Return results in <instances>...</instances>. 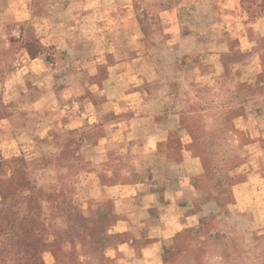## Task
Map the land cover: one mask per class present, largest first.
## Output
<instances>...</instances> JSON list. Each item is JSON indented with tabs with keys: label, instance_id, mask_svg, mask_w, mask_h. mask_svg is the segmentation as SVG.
<instances>
[{
	"label": "crops",
	"instance_id": "obj_1",
	"mask_svg": "<svg viewBox=\"0 0 264 264\" xmlns=\"http://www.w3.org/2000/svg\"><path fill=\"white\" fill-rule=\"evenodd\" d=\"M154 1L0 0V60L13 62L0 151L27 161L10 170L20 187L0 192V264H168L171 244L205 226L171 134L183 143V119L258 66L247 29L262 0ZM101 236L120 241L100 256Z\"/></svg>",
	"mask_w": 264,
	"mask_h": 264
},
{
	"label": "rangeland",
	"instance_id": "obj_2",
	"mask_svg": "<svg viewBox=\"0 0 264 264\" xmlns=\"http://www.w3.org/2000/svg\"><path fill=\"white\" fill-rule=\"evenodd\" d=\"M140 1L139 6L157 5L154 0ZM259 12L251 14L247 29L251 37L262 41L258 66L239 77L235 95L211 101L183 119L178 130L186 138L183 143L177 131L171 134L169 150L175 158L180 160L182 151L190 153L186 164L202 193L200 205L205 207L196 209L205 216V226L198 233L181 234L171 244L163 256L168 264H264V166L255 171L264 164V0ZM257 16L263 23L256 30L250 25L258 22ZM12 63L11 58L1 59L0 72L11 70ZM12 111L0 109V145L4 147L10 146L4 140L11 137L6 120ZM26 162L22 157L2 156L0 151V192L8 194L20 187L13 184L16 175L10 170ZM59 163L56 157L48 161L52 168ZM80 164L88 165L84 160ZM62 184L64 195L71 199L72 180ZM119 241L101 236L96 243L99 255Z\"/></svg>",
	"mask_w": 264,
	"mask_h": 264
}]
</instances>
